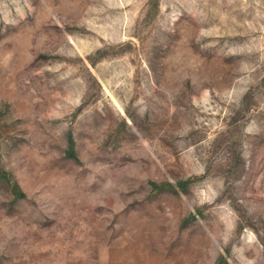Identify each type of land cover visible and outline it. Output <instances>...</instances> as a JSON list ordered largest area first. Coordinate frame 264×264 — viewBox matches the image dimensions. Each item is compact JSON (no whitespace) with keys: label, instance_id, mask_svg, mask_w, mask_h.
<instances>
[{"label":"rangeland","instance_id":"obj_1","mask_svg":"<svg viewBox=\"0 0 264 264\" xmlns=\"http://www.w3.org/2000/svg\"><path fill=\"white\" fill-rule=\"evenodd\" d=\"M0 264H264V0H0Z\"/></svg>","mask_w":264,"mask_h":264}]
</instances>
